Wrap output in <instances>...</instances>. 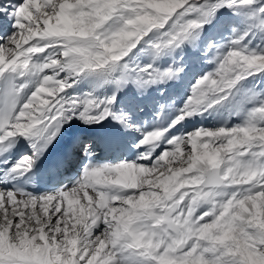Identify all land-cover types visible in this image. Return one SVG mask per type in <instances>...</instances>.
Listing matches in <instances>:
<instances>
[{"label": "snow or ice", "instance_id": "1", "mask_svg": "<svg viewBox=\"0 0 264 264\" xmlns=\"http://www.w3.org/2000/svg\"><path fill=\"white\" fill-rule=\"evenodd\" d=\"M0 15V184L73 118L141 134L135 159L89 160L71 187H0V264H264V46L248 39H264V0H0ZM202 38L210 67L179 107L161 103L146 129L115 110L129 85L178 79L183 65L159 61ZM134 49L148 62L131 64ZM81 79L90 91L62 94ZM204 114L221 122L183 129ZM21 141L31 153L8 165Z\"/></svg>", "mask_w": 264, "mask_h": 264}, {"label": "bare ground", "instance_id": "2", "mask_svg": "<svg viewBox=\"0 0 264 264\" xmlns=\"http://www.w3.org/2000/svg\"><path fill=\"white\" fill-rule=\"evenodd\" d=\"M13 2H17V0H13ZM11 30V21L6 15H0V34L6 35ZM215 31V27H214ZM213 31V32H214ZM204 43H200L197 48L186 47L184 51L177 50L172 54L171 57L165 56L160 61V66H167L172 62V59L175 58L176 63L183 60V64L186 62H191L195 57H199L201 59L200 49L202 48ZM254 46V45H253ZM135 50V49H134ZM132 56L134 55L133 52ZM130 59L131 64H136L138 60ZM144 61H148V57L144 56L142 58ZM202 60V59H201ZM182 64V63H181ZM182 64V65H183ZM189 69L187 70L189 73L186 76L180 74L178 79L169 80L166 83L156 84L150 86L146 91L139 92L133 86L129 85L122 89L118 93V103L115 105L116 111H123L128 113L131 121L143 128H151L153 127V121L155 120V113L160 111L159 105L161 103H171L175 107H179L183 102V97L186 95L190 82L193 81V77L198 70H196L195 65L196 62L191 65L185 64ZM184 66V65H183ZM186 67V68H187ZM201 67V66H200ZM205 67V66H204ZM190 70V71H189ZM192 71V73H191ZM195 72V73H194ZM261 83H264V79L261 80ZM178 84V92L174 90L175 85ZM165 90V94H161V90ZM91 90V86L88 81L81 79L77 84H74L71 88L64 90V94L66 97H79L82 96L83 93ZM112 86L105 85L103 88L96 90V95H108L111 94ZM165 119L164 123H167L169 119H171L172 115H174V111L171 108H165L163 113ZM70 121H75V126H70L67 123L63 125L62 128L68 129L70 131L69 137L71 141L67 140V137L63 136V140H67L66 142L71 143L73 146L77 144V142L83 138L86 134L98 133V134H110V135H118L124 137L127 140H130L133 144L140 138V132L134 130H126L119 123L112 120L110 117L105 118L99 123L85 124L81 120L73 118ZM221 121L218 119H214L212 116L208 114H204L201 116H194L190 120H186L182 122V127L186 131H190L195 127H200L201 125L206 128H212L217 126ZM236 122V118H232L229 123ZM61 128V129H62ZM64 141V142H65ZM22 156L25 153H31L32 149L28 147L26 141L22 145ZM74 154L76 152L73 151ZM137 155V154H136ZM136 155L131 159H135ZM116 163V162H114ZM71 187V186H70Z\"/></svg>", "mask_w": 264, "mask_h": 264}, {"label": "rangeland", "instance_id": "3", "mask_svg": "<svg viewBox=\"0 0 264 264\" xmlns=\"http://www.w3.org/2000/svg\"><path fill=\"white\" fill-rule=\"evenodd\" d=\"M214 27H215V24H213V25H210V26H206V29H207V31H205L202 35L204 36V37H206L210 32H213L214 31ZM250 41H251V43H250V47H258V46H264V39H261V37L260 36H250L249 38H248ZM200 43H205V40L202 38V39H198L197 41H196V44L197 45H200ZM254 45V46H253ZM186 47H189V46H186ZM186 47H184V50H186L185 48ZM183 50V51H184ZM136 51L137 50H133L132 52H133V54L135 55V53H136ZM129 57L131 58V59H135V60H138V62H139V64H143V63H146V62H148V61H144L142 58L144 57V55L143 54H140V55H138V56H132V53L130 52L129 53ZM127 59V58H126ZM129 60V62L131 63V61H130V59H128ZM194 62H196V65H195V68H196V70H198V72H200L201 70H207V68L208 67H210V66H208V65H205L204 63H203V60H201V59H199V57H194L193 59H192V61L191 62H186V63H184L183 64V60H181L180 62H178V65H184V67H185V71L183 72V73H181L183 76H186L189 72L187 71L189 68L185 65V64H187L188 66L189 65H191L192 63H194ZM182 63V64H181ZM132 64H134V63H132ZM137 64V63H136ZM201 66V67H200ZM205 66V67H204ZM187 67V68H186ZM187 69V70H186ZM190 71V70H189ZM191 73H192V71H191ZM195 73V72H194ZM251 79V78H250ZM264 79V77H262L261 78V80H263ZM177 87H178V84H176L175 85V88H174V90L176 91V92H178V89H177Z\"/></svg>", "mask_w": 264, "mask_h": 264}]
</instances>
